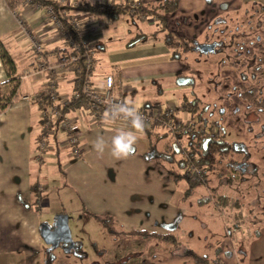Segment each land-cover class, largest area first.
Masks as SVG:
<instances>
[{"label":"rangeland","instance_id":"374dc122","mask_svg":"<svg viewBox=\"0 0 264 264\" xmlns=\"http://www.w3.org/2000/svg\"><path fill=\"white\" fill-rule=\"evenodd\" d=\"M225 3L226 6H223ZM259 6L239 0H180L178 8L167 14V24L186 37L188 48L175 58L170 57L169 50L162 44V32L152 33L155 21L150 16L142 19L136 13L122 12L116 21L107 26H99L96 22L92 30L86 29L85 34L94 45L102 47L94 48L96 65L93 74L112 76L118 69H123L125 74L131 73L129 83L133 90L123 94L125 99L133 101L139 108L145 102L166 107L179 105L184 97L195 96L201 105H206L203 115L209 121L217 120L223 128L225 139L239 144L248 153L253 169L243 172L242 178L236 172L230 182L228 177L218 178L212 171L205 185L198 186L191 195L181 198L184 214L172 230L181 243L199 251L209 249L204 245L211 241V257H218L219 249H224L222 264H230L234 260L238 264H248L249 260L250 264L264 261L257 247L260 246L259 235H264V110L257 109L240 97L236 85L240 81L236 73L238 70L226 64L227 56L232 59V53L240 59L245 56L249 61L254 56L256 64L262 63L264 10H260ZM250 27L253 30L251 33ZM241 30L247 34L232 37V33ZM139 33H145V37L138 39ZM257 35L261 39L255 41ZM213 41L222 42L214 43L221 49L203 51L197 48L198 44ZM29 54L32 51L27 49ZM27 60L24 67L33 72L35 64ZM238 65L245 69L244 63L239 62ZM251 70L257 75L260 73L258 69ZM27 73L23 72L24 75ZM180 78L185 82L179 84L177 80ZM258 80L262 82L258 76L251 78V82L262 89L264 83H258ZM179 115L187 113L179 112ZM62 150L60 161L64 163L69 147H62ZM54 152L50 144L42 153L43 179L40 183L44 189L60 178ZM243 154L240 148L235 157L240 159ZM218 180L224 184H219ZM178 185L183 189L186 183L181 179ZM211 189L227 194L229 202L236 199L239 204L235 208L232 205L222 208L221 204V210L216 209L212 201H222L223 198H210ZM204 191L209 192L207 198L212 201L203 202L197 209L193 200L204 195ZM46 206V200H42L41 220L52 224L55 214ZM227 208L232 210L226 212ZM232 212L239 213L238 218H234ZM67 215L72 240L80 244L83 253L74 254L56 248L52 253L53 264H169L171 261L172 245L153 239L129 240L125 235L109 236L88 214L71 212ZM114 226L118 227L117 224ZM189 229L192 232L190 237ZM45 249L47 245L43 242L42 250ZM228 259L229 263L226 262Z\"/></svg>","mask_w":264,"mask_h":264},{"label":"crops","instance_id":"0c3cea01","mask_svg":"<svg viewBox=\"0 0 264 264\" xmlns=\"http://www.w3.org/2000/svg\"><path fill=\"white\" fill-rule=\"evenodd\" d=\"M67 1L71 4L80 1L94 4H114L120 2L148 3L154 0ZM239 2L264 6V0H239ZM15 12L30 27L32 33L40 35L46 60L55 61L63 46L62 40L56 30L45 20L44 7L33 10L25 4H20ZM74 15L80 19L85 34L86 29L92 30L96 22L99 26H107L112 23L105 21V18L98 21L97 17L89 12H76ZM86 39L94 48H102L100 45H94L95 43H92L87 37ZM0 47L4 48L12 58L15 75L19 76V96L15 97L5 109L0 110V264H11L12 262L15 264H41L44 250H42L43 240L39 233V226L45 222L41 220L42 200L43 202L46 200V207L52 209L54 214L59 212L109 214L124 230L172 232L181 222L182 214H184L182 213L184 207L180 205V200L184 198L182 194L186 186L181 189L178 182H174L161 166L160 163H164V161L158 162V157L147 154L150 148L156 152L164 150L165 145L169 143V138L163 136L156 138L151 133L150 139L143 130L138 134L134 154L121 159L114 158L107 148L103 153H99L93 148V141L96 137L103 136L106 141L110 140L119 130L127 128L129 123L95 125L83 110L70 111V115L74 117L80 128L81 156L74 158L68 154L64 163L60 161L64 169V176L60 174L57 183L44 189L40 183L43 179L41 167L44 159L42 157L39 162L33 157L35 136L39 129V111L29 97L45 90L48 76L43 70L36 71L34 69L31 72L24 67L27 59L32 65L34 63L33 55H27V49L31 50L30 39L21 29L14 10L10 9L4 0H0ZM95 65L94 60L89 78L93 86L100 88L105 75L93 74ZM75 69V66H70L59 71L55 76L59 96L71 92L74 88L78 75ZM23 72L29 73L24 75ZM129 75L131 73L125 74L123 69L112 73L113 92L123 100H127L123 94H128L133 90L129 83ZM8 77L0 57V83L6 82ZM144 104L146 108L158 109L162 107V105L151 102ZM163 139L166 140L162 141ZM57 142V147L55 144L53 147L58 169L57 160H60L62 147L67 146L64 133L58 134ZM219 181V184H224ZM34 185L40 190L37 207L32 204L34 199L32 190L36 188ZM207 193L209 192L204 191V195L201 194V197H196L193 200L197 209L201 208L203 202L212 201L207 198ZM217 194L210 192L209 195L210 198L211 196L217 198ZM18 196L23 201H20ZM212 203L217 204L218 202L212 201ZM225 204V207L230 205L234 207L239 203H236V199L229 202L227 196ZM229 210L232 209L227 208L226 212ZM235 214L234 218H238ZM262 230L264 232L263 227ZM187 232L190 237L192 232L190 229ZM257 240L260 243V246H257L258 253L264 257V235L260 234ZM179 242L181 245L190 247L187 243L183 244L180 240ZM204 246L209 249L199 251L193 247L190 248L211 257L212 242L208 241ZM223 250L219 249L218 253L221 263H223L222 258L224 257ZM227 255L231 257L230 253ZM170 257L169 264H196L191 257L181 255L180 251L174 247ZM229 261L230 259L226 262L229 263ZM230 264H238V261L234 260ZM248 264H250V260ZM261 264H264V261Z\"/></svg>","mask_w":264,"mask_h":264},{"label":"trees","instance_id":"16d2710c","mask_svg":"<svg viewBox=\"0 0 264 264\" xmlns=\"http://www.w3.org/2000/svg\"><path fill=\"white\" fill-rule=\"evenodd\" d=\"M6 5L15 10L24 0H4ZM31 2H35L37 0H30ZM42 3V6L52 5L55 9H63L65 12V17L63 18V25L64 27L73 34L70 24L68 23V18L73 17L76 12H89L97 17L98 21H101L102 18H107L108 22H113L117 19L120 13L128 11L129 13H136L138 16H145V17H152L155 21V30L153 33L162 32L161 41L167 49L170 50V57H179L182 52H184L188 48V42L184 35L177 33L176 31L170 29L167 24V14L174 12L179 6V0H154L148 3L142 2H133V12H131L130 8L132 6V2H120V3H107L106 5L98 3H87L80 1L72 5L71 3L68 4H58L55 0H39ZM260 10H264V6H259ZM251 28V29H250ZM249 33H251L252 27H250ZM247 32L245 30H241L235 33H232V37H240L246 35ZM145 33H139L137 35L138 39L144 38ZM136 40V39H135ZM240 44V43H239ZM244 47V43H242ZM221 49V47H216V51ZM66 48L64 45L62 46L61 52H65ZM56 56V58L59 56ZM232 59L230 56H227L226 64L237 69L238 71L237 76L239 77L240 81L236 84L238 86L239 95L242 99L249 101L252 105H254L259 110H264V92L262 91L260 86H256L254 83L251 82L249 79L250 74L252 75V70L246 68V58L242 56L241 59L237 58V55L232 53ZM43 61L45 63H54L55 61L49 62L45 58L44 50L42 52ZM0 57L2 65L6 73L8 74V80L6 82L0 83V110L5 109L10 102L17 96L18 93V84H19V76L15 75V66L12 58L10 55L5 51L4 48L0 47ZM56 60V59H55ZM225 61V60H224ZM35 64V61H33ZM239 62L245 64L244 71L242 68H239ZM224 64V62L222 63ZM75 70L79 76L76 78V83L74 88L71 91H78L81 85V75L85 72V68L83 65V58H80L78 62L75 64ZM256 69V67H254ZM253 68V69H254ZM248 71V72H247ZM15 75V76H13ZM48 78H46V82L48 79L53 78L55 81L56 74H47ZM45 82V85H46ZM55 92L57 91V85ZM32 103L36 104L37 110L39 111V129L35 136V145H34V159L38 160L39 162L42 159V153L47 149L48 145L55 144L58 145L57 136L59 133H64L65 139L67 137V132L62 130L59 127V118L52 120L46 126L47 132H44L41 129V125L44 123V119L47 117L49 112V105L54 102L50 98V94L42 91L35 96L29 97ZM90 99L85 93H79L77 97L70 96L68 100L64 104L59 105L60 112L69 117L73 118L70 115V111L81 109L90 117L92 111L96 110L99 115L105 112L107 107L99 106L94 109H89ZM175 108L173 113L171 114L172 118H181L182 122L190 123L193 127L195 123H201L206 130V132L210 131V129H214L215 136L212 138H207L205 135H201L194 130L188 136L186 130L178 129L174 131L172 134L168 133L162 124V120L168 118V115H165L166 107H161L158 109L146 108L145 104L142 107V110L146 114L154 115L155 119L145 126L144 131L151 137V133L155 135L156 138L160 137H168L169 143L165 145L164 150L157 151L150 148L148 151V155H152V157H158V162L164 161V163H160L163 166L166 173H168L174 182H178L179 180H184L186 183V187L183 190V196L187 197L193 193V191L198 186H203L207 183L209 179L210 172L215 171L216 175L219 176L218 178H222L221 176L228 177L230 182L234 179V174L230 171V160L228 158L229 151L231 150L232 142H229L224 137L223 128L219 125L217 120L209 121L204 115L203 111L206 108V105H201L199 103V99L197 97L186 98L184 97L179 105L174 104ZM186 112L187 115L180 116L179 112ZM180 116V117H179ZM75 120V119H74ZM76 123L75 132L79 133L80 128ZM93 124H101L99 122V118H95V122ZM43 132V140L44 146L43 148L39 147V142L41 141L42 137L40 134ZM180 138L182 140V147L176 146L173 147L174 139L171 138ZM80 138V137H79ZM151 139V138H150ZM80 140V139H79ZM67 144V142H66ZM79 146L81 145V141L77 143ZM69 147V155L72 157H79L81 156L82 150L80 149L77 154L71 153V145L67 144ZM57 149V148H56ZM152 151V152H151ZM57 165L59 172L62 176H64V169L60 160H57ZM197 169L199 172H197ZM33 187V186H32ZM36 187V185H34ZM33 189V188H32ZM40 190L34 188L32 190L33 205L37 207L38 198H39ZM211 193L216 194L212 189ZM217 198L222 197L223 200L220 203L222 204V208L225 207V198L227 194L218 193ZM20 201H23L20 196H18ZM218 201V200H217ZM236 203L238 201L236 200ZM224 205V206H223ZM221 210V207H219ZM88 214L96 221V223L103 228L105 233L109 236L114 234L118 235H125L128 236L129 240L133 238H137L139 240H147L153 239L161 243H166L172 245L174 248L178 249L181 255L189 256L193 259L196 264H222L218 257H209L206 254H200L193 250L192 248L181 245L177 237L173 232L167 233H158V232H147L144 230H124L120 225L116 223L114 217L105 214V215H97L95 213L88 212ZM234 214V213H233ZM237 216L239 213H236ZM235 214V215H236ZM115 224L118 225V229ZM256 232V231H255ZM53 250H44L41 257V264H53L54 262V255L52 254Z\"/></svg>","mask_w":264,"mask_h":264},{"label":"built area","instance_id":"2783aa9c","mask_svg":"<svg viewBox=\"0 0 264 264\" xmlns=\"http://www.w3.org/2000/svg\"><path fill=\"white\" fill-rule=\"evenodd\" d=\"M58 4H68L67 0H55ZM21 4H25L29 6L31 9L35 10L42 7V3L37 0L35 2H31L30 0H24ZM75 3H72L74 5ZM107 3H104L106 5ZM133 3L130 8L131 12H133ZM14 14L16 19L18 20L21 29L28 35L30 39V49L32 51V55L35 61V70H43L46 74H56L64 70L70 66H75L80 58H83V65L85 68V72L81 75V85L78 91H71L67 94H63L59 96L58 93L55 92L56 89V81L53 78L48 79L46 82L45 92L50 94V98L54 100L53 103L49 105V112L47 117L44 119V123L41 125V129L44 132H47L46 126L52 120L59 118V127L62 130L67 132L66 142L71 145V153L77 154L81 147L77 144L79 139V133L75 132L76 123L73 118H69L63 115L59 110V105L67 102L68 97L74 96L77 97L79 93H85L90 99L89 109H94L99 106L108 107V105L112 102H120L124 101L122 97L115 94L113 92V77L110 74L104 76L103 84L100 88L93 86L89 72L92 68L94 58V46L86 39V35L84 33V29L82 28V23L80 19L73 15V17L68 18V23L71 26L73 34L69 32L63 25V18L65 17V12L63 9H55L52 5L44 6V15L45 20L50 23V25L56 30L57 35L62 40V45L66 48L65 52L59 53V56L56 58L54 63H45L43 61V43L40 38V35L32 33L30 27L23 22L21 16L17 14L14 10ZM142 19L146 17L141 15ZM105 21H108L105 18ZM80 75L76 77L79 78ZM139 112L142 114L145 120V126H148L154 119V115L146 114L142 108L137 107ZM175 106L172 104L171 106H166L165 115H168V118L162 120L163 128L170 134L178 129L186 130L187 135L191 134L196 130L197 133L201 135L207 136V138H212L215 136L214 129H210V131L206 132L203 125L201 123H195L192 127L191 124L183 123L181 118H172L171 114L173 113ZM91 122H95V118H99V122L101 124L111 123V124H120V123H129L124 119L117 120L115 122L106 121L104 119V113L99 115L96 110L92 111L91 116L89 117ZM42 137L39 142V147L43 148L44 140H43V132L40 134ZM174 139L173 145L182 147V140L180 138H171ZM197 172L199 170L197 169ZM217 204H214L216 209H219L221 201H216Z\"/></svg>","mask_w":264,"mask_h":264},{"label":"clouds","instance_id":"9594fccd","mask_svg":"<svg viewBox=\"0 0 264 264\" xmlns=\"http://www.w3.org/2000/svg\"><path fill=\"white\" fill-rule=\"evenodd\" d=\"M104 119L112 122L124 119L129 122V126L119 130L110 140L106 141L103 136L96 137L93 141L94 150L103 153L107 148L116 159L133 155L138 142V134L142 133L145 128V120L136 104L129 100L112 102L104 112Z\"/></svg>","mask_w":264,"mask_h":264},{"label":"flooded vegetation","instance_id":"af4514ba","mask_svg":"<svg viewBox=\"0 0 264 264\" xmlns=\"http://www.w3.org/2000/svg\"><path fill=\"white\" fill-rule=\"evenodd\" d=\"M259 39H261L259 37V35L255 36V41H257ZM214 43H216V44L220 43L221 44L222 42L219 41V43H218V41H213L211 43L198 44L197 48L199 50H202L201 46L205 45V46H209L210 47L209 50L216 51V47H219V46H217ZM245 60H246L245 63L247 65L246 68H249L251 70L254 67H256V69H258V71H260V73H258V75L255 72H252V75L250 74V76H249L250 78L249 79L251 80V78H254V77L258 76V78H262V82L264 83V74H263L264 73V64H263L264 63V57H263V59L261 61L262 63H257V64L255 63L256 59L254 58V56L252 58H250V61L248 59H245ZM262 82L259 81L258 83H262ZM263 88H264V84L262 85V91L264 92ZM173 147H174V145H173ZM240 148H241V150L244 153L243 154L244 157L242 156L240 159H237L235 157V152H237L238 149H240ZM247 157H248V153L246 152L245 148H242L241 146L239 147V144L232 142L231 150L229 151V155H228V158L231 159L229 161L230 162L229 167H230V171H231L232 174L237 172L236 174H238V175L241 174V177L240 176L239 177L242 178V173L243 172H248V171H251L253 169L252 164H251V162L248 161ZM46 245H47V249L46 250H50V251L54 250L56 248H60L62 250H66L67 252H73L74 254L83 253L81 251V249H80V247H81L80 244L78 242H75V241H73V245L72 246H70L68 243L67 244H63L62 242H59V244L57 246L53 247V248H49L50 245H48V244H46Z\"/></svg>","mask_w":264,"mask_h":264},{"label":"water","instance_id":"95a60500","mask_svg":"<svg viewBox=\"0 0 264 264\" xmlns=\"http://www.w3.org/2000/svg\"><path fill=\"white\" fill-rule=\"evenodd\" d=\"M226 6V3L223 5ZM211 46V45H210ZM209 46H201L203 51H210ZM179 84L184 83L185 80L180 78L177 80ZM40 236L45 244L50 245L49 248H53L62 242L63 244L73 245V240L70 234L68 226V215L64 212L55 214L52 224L43 222L39 226Z\"/></svg>","mask_w":264,"mask_h":264}]
</instances>
